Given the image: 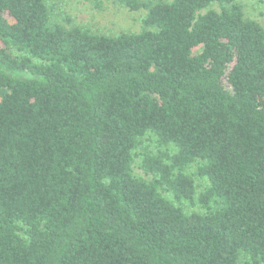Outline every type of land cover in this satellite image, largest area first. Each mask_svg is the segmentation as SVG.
I'll return each instance as SVG.
<instances>
[{
    "label": "trees",
    "instance_id": "obj_1",
    "mask_svg": "<svg viewBox=\"0 0 264 264\" xmlns=\"http://www.w3.org/2000/svg\"><path fill=\"white\" fill-rule=\"evenodd\" d=\"M118 1L142 31L0 0V264H264V27Z\"/></svg>",
    "mask_w": 264,
    "mask_h": 264
},
{
    "label": "rangeland",
    "instance_id": "obj_2",
    "mask_svg": "<svg viewBox=\"0 0 264 264\" xmlns=\"http://www.w3.org/2000/svg\"><path fill=\"white\" fill-rule=\"evenodd\" d=\"M48 1L53 8V19L67 27L81 25L95 32L111 35L124 31L138 33L144 29L143 18L147 14V9L132 10L118 0ZM236 2L243 6L246 17L255 19L264 27V0H236ZM212 8L220 10L218 4H214ZM134 169L138 176H150L139 167V159H137ZM207 184L197 180V194ZM187 208L189 211L200 209L199 206L196 208L187 206Z\"/></svg>",
    "mask_w": 264,
    "mask_h": 264
}]
</instances>
